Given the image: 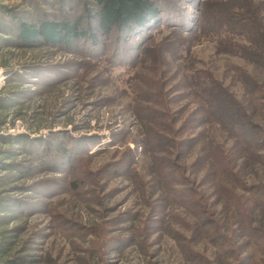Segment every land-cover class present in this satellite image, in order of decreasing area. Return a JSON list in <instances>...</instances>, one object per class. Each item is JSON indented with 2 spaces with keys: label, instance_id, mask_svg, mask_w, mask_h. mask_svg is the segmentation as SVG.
Masks as SVG:
<instances>
[{
  "label": "rangeland",
  "instance_id": "obj_1",
  "mask_svg": "<svg viewBox=\"0 0 264 264\" xmlns=\"http://www.w3.org/2000/svg\"><path fill=\"white\" fill-rule=\"evenodd\" d=\"M64 1L0 0V264H264V0L19 39Z\"/></svg>",
  "mask_w": 264,
  "mask_h": 264
},
{
  "label": "trees",
  "instance_id": "obj_2",
  "mask_svg": "<svg viewBox=\"0 0 264 264\" xmlns=\"http://www.w3.org/2000/svg\"><path fill=\"white\" fill-rule=\"evenodd\" d=\"M78 3H80L81 12L79 17L73 20L47 22L35 18L31 23L24 19L19 26L16 25L19 31V39L31 43L40 39L45 45L60 43L75 46V42L81 40L91 42V39L87 37L90 35L95 38V45L99 47L100 37L113 36L114 40L118 42V47H122V44L126 45L125 49L127 50H124L123 55L127 56L130 44L136 39L134 36L158 23L164 16V14H160L163 12L161 11L163 8L166 10L173 9L172 3L168 4L171 7L169 9L164 0H73L69 6L70 10H76ZM62 4H65L64 0H62ZM94 23H96L95 28L98 30L95 33L93 32L94 27H92ZM165 106L168 108L166 103ZM160 108L162 107L160 106ZM204 113L205 111H203ZM226 113V119L234 118L229 110ZM155 114L153 113V115ZM205 117L206 115H203L197 123L202 122V120L205 122L207 120ZM170 122L173 123L172 119ZM181 130L174 132V134H181ZM189 142H194V139H190Z\"/></svg>",
  "mask_w": 264,
  "mask_h": 264
}]
</instances>
